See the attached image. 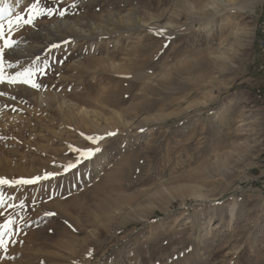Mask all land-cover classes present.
Segmentation results:
<instances>
[{
	"label": "rangeland",
	"instance_id": "374dc122",
	"mask_svg": "<svg viewBox=\"0 0 264 264\" xmlns=\"http://www.w3.org/2000/svg\"><path fill=\"white\" fill-rule=\"evenodd\" d=\"M28 3L0 0L13 14ZM63 6L68 15L24 32L5 69L47 57L56 71L39 77L46 87L0 85V177L60 172L0 185V224L14 216L23 241L0 264H113L125 247L139 251L137 264H264V117L255 94L264 82V0ZM241 27H254L250 46L237 42ZM51 43L60 47L49 51ZM124 93L133 100L113 104ZM102 135L101 153L61 170L79 158L73 148Z\"/></svg>",
	"mask_w": 264,
	"mask_h": 264
},
{
	"label": "snow or ice",
	"instance_id": "6c2138e0",
	"mask_svg": "<svg viewBox=\"0 0 264 264\" xmlns=\"http://www.w3.org/2000/svg\"><path fill=\"white\" fill-rule=\"evenodd\" d=\"M71 9H77V3L73 2L70 6ZM70 12L69 6H63V0H29V3L24 9H21L20 13L13 14L10 7L0 6V85H24L28 86L30 89L40 90L45 88L42 80H39L40 76H47L51 72H55L54 66L49 63L47 57L43 58L40 63L32 64L29 67L20 66V70L14 71V74L6 72L7 68H13V59L15 57L16 50L20 47L23 40L27 37L24 36V32L31 29L33 32H38L40 28V21L49 19L52 17L63 18ZM71 14H75L74 12ZM6 21V22H5ZM166 29H157V35H165ZM19 36L17 39L15 37ZM68 43V41H64ZM60 45L56 43H51L49 51L52 49L59 48ZM167 47V44L164 45ZM36 60L40 61L39 56ZM57 63L62 64L63 61H57ZM5 93L0 92V95ZM141 132L145 129L141 128ZM83 135V133L81 134ZM117 132L106 133L107 137L116 136ZM106 136H88L87 140L93 142V146L85 148H73L72 150L79 153V158L77 160L68 162L61 165V170L64 173H68L76 169L83 160L92 159L97 154L102 152V148L99 146L102 141L105 140ZM60 175L59 171H45L41 175H35L31 178H19V179H8L5 177H0V185H33L41 181H47ZM5 205V198L2 193H0V206ZM24 202L22 201L20 207L23 208ZM55 212H45V216H55ZM51 231V229H49ZM21 233L23 229L20 230ZM22 240L18 239L16 231V219L14 216L9 214L3 224H0V250L8 252L12 244H21ZM138 250L132 247H125L123 251L119 254V261H113V264H137ZM93 253L88 252V256L91 257ZM15 257H13L14 259ZM107 264V262H106Z\"/></svg>",
	"mask_w": 264,
	"mask_h": 264
},
{
	"label": "bare ground",
	"instance_id": "6f19581e",
	"mask_svg": "<svg viewBox=\"0 0 264 264\" xmlns=\"http://www.w3.org/2000/svg\"><path fill=\"white\" fill-rule=\"evenodd\" d=\"M211 6V5H210ZM158 18H160V15L157 16ZM141 18V17H140ZM154 18V17H152ZM134 19V18H133ZM137 19V18H136ZM150 20V19H149ZM135 21V20H134ZM145 21V20H144ZM160 21V20H159ZM130 22V21H129ZM146 22V21H145ZM125 23V22H124ZM123 24V23H122ZM128 24V23H127ZM168 24H171L170 21H168ZM138 25V24H137ZM126 28V26H125ZM168 28V27H167ZM237 31V30H236ZM167 32V31H166ZM237 35V38L240 39V40H237V42H239L243 47L246 45V46H250L251 43L253 42V39H254V27H246V28H239V30L235 33ZM150 35V34H149ZM170 36V35H169ZM163 37V36H162ZM145 39V38H144ZM152 39H153V36H152ZM236 42V43H237ZM22 46V45H21ZM73 48H75L73 46ZM166 49V48H165ZM73 50V49H72ZM140 51V50H139ZM164 51V50H163ZM142 52V51H141ZM207 52V50H206ZM205 51L202 53L203 56H205L207 53ZM137 53V52H136ZM206 53V54H204ZM202 56V55H201ZM207 67V66H206ZM204 68V66H203ZM174 69V68H173ZM187 71V70H186ZM170 74V73H169ZM159 85V84H158ZM17 87V86H16ZM15 87V88H16ZM132 89V88H131ZM157 89V88H156ZM139 90V89H138ZM142 91V90H141ZM131 92V91H130ZM137 92V91H136ZM134 93V92H133ZM125 94V93H124ZM132 96V93H129V94H125V96L121 99V100H118V101H114L113 104H116L117 106H121L122 104H124L125 102H127ZM133 98V97H132ZM130 100H133V99H130ZM112 102V101H110ZM128 104V103H127ZM153 104V103H152ZM150 106V105H149ZM86 135V134H85ZM105 141V140H104ZM45 216V215H44ZM43 217V216H42ZM18 233V232H17ZM37 233V232H35ZM33 235V234H32ZM37 237V236H36ZM22 238V237H21ZM20 238V239H21ZM35 241V240H33ZM38 243V242H37ZM39 246V245H38ZM2 252V251H1ZM10 252H11V248L9 249L8 252H2V254L0 255V259L2 257H4L5 255H10ZM12 254V253H11ZM13 255V254H12ZM5 261V260H4ZM3 261V262H4ZM5 264H9V262H6Z\"/></svg>",
	"mask_w": 264,
	"mask_h": 264
},
{
	"label": "built area",
	"instance_id": "2783aa9c",
	"mask_svg": "<svg viewBox=\"0 0 264 264\" xmlns=\"http://www.w3.org/2000/svg\"><path fill=\"white\" fill-rule=\"evenodd\" d=\"M263 20H261L260 23H258V26L261 25V29L260 32L258 34V38H257V47L259 48V50L262 52V61L260 64V70L262 72V75L264 77V18H262ZM258 30V27H257ZM256 96L258 98V102H260V105L263 109V117H264V82L262 83V85L256 90ZM262 167L264 168V163L262 164ZM264 176V175H263Z\"/></svg>",
	"mask_w": 264,
	"mask_h": 264
}]
</instances>
